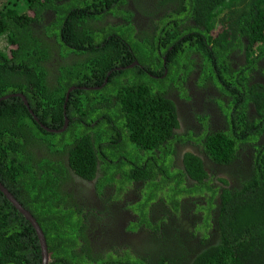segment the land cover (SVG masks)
Masks as SVG:
<instances>
[{
	"label": "trees",
	"instance_id": "obj_1",
	"mask_svg": "<svg viewBox=\"0 0 264 264\" xmlns=\"http://www.w3.org/2000/svg\"><path fill=\"white\" fill-rule=\"evenodd\" d=\"M131 6L128 0H0V41L6 43L5 49H0V99L11 94L24 95L39 121L57 131L48 132L34 122L20 98L0 101V181L38 222L47 245L48 264H145L130 254L101 255L93 250L86 219L91 215L48 209L60 192L67 191L74 176L90 180L99 172L103 176L96 188L106 184L116 191L123 188V182L114 177L120 171H124L122 178L128 181L149 179L144 187L146 194L141 191L136 208L143 207L148 195L146 201L156 202L157 191L166 199H172L177 191L199 192L197 186L188 189L182 171L171 172L170 164H161L157 169L149 166V177H145L146 169L143 171L140 166L144 159L141 153L145 151L155 159L153 147L170 137L176 127L173 104L161 99L168 86L159 79L164 69L156 63L159 60L162 64L158 51L169 56L165 79H171L173 72L169 67L182 55L204 52L203 39L212 45L219 70L228 62L227 53L237 50H245L250 67L257 68L256 62L264 60V0H153L152 6L147 0H132ZM133 9L154 19L147 27L133 22ZM159 15L165 20H159ZM109 17L121 23L108 24ZM169 18L180 23V33L173 35L170 32H177L176 29L161 28L160 22L164 24ZM134 61L146 66L151 76L137 66L114 70L126 68ZM105 79L107 85L100 90H82L100 87ZM246 82L244 77L242 90L251 97L245 98L240 107L239 124L243 128L239 132L251 131L250 125L243 123L248 102L257 103L256 109L264 116V87L249 89ZM70 87L75 89L68 93ZM106 92L116 97L115 110H109L111 116L116 118L119 108L129 125L122 118L115 121L130 138V151L125 155L134 164L129 168L123 167L120 160L109 163L104 152L94 150L95 144L90 140L89 126L99 119L103 123L110 119L99 109ZM67 94L69 99L65 102ZM235 103H239L238 98ZM104 106L113 107V102L106 101ZM65 118L66 130L58 133ZM232 140L230 135L211 136L205 141V153L218 163H227L238 143L233 144ZM137 147L141 149L132 157ZM62 150L67 151L66 162L61 161ZM257 152L252 168L234 177L233 189L222 190L216 245L198 255L194 264H264V150ZM169 157L170 151L166 152ZM185 158L196 160L188 155ZM196 168L200 174L193 171L190 177L200 182L195 176L204 173L201 167ZM37 170L42 173L34 185ZM171 177L173 182L168 181ZM205 190L212 189L206 186ZM36 191L39 200L35 198ZM177 205L178 200L169 206ZM140 212L144 213V209ZM0 264H41L34 229L1 192Z\"/></svg>",
	"mask_w": 264,
	"mask_h": 264
},
{
	"label": "flooded vegetation",
	"instance_id": "obj_2",
	"mask_svg": "<svg viewBox=\"0 0 264 264\" xmlns=\"http://www.w3.org/2000/svg\"><path fill=\"white\" fill-rule=\"evenodd\" d=\"M130 2L132 3V0H128V6H131ZM147 3L152 6L153 0H147ZM133 12L135 16L132 21L142 22L145 27L154 19L146 15L143 16L138 13L137 9L136 11L133 9ZM162 14L164 13L160 15ZM160 15L158 16L159 20H165V17H160ZM191 22L186 21L188 25L193 24ZM107 23L115 25L121 23V20L109 17ZM179 24L170 18L164 24L160 22L161 28L164 26L168 30L176 29L177 32H170L173 35L182 31ZM194 33L200 36L197 32ZM202 43L204 52L189 51L188 56L182 55L178 61L170 65L169 68L173 72L171 79H165L168 75L166 68L168 54L162 55L161 51L157 52L162 64L159 60H156V63L164 69V75L159 79L168 86L164 91L166 96L161 99L173 104L176 113V127L172 129L170 137L161 139L158 142L159 145L153 147L156 158L148 157L143 151L141 155L144 159L140 164L143 171L146 169L145 177H149L147 174L149 166L157 169L161 164L162 166L170 164L171 172L182 171L184 185L188 189L197 186L199 192L177 191L176 194L171 195L172 199H166L165 194L157 191L156 202L146 201L150 198L148 195L147 199L143 201V207L136 208L137 202L142 197L141 191L144 190V194H146L144 187L149 179L145 182L143 178L138 177L128 181L122 178L124 171H120L114 177L123 182L122 189L116 191L115 187H109L106 184L97 189L95 184L103 176L97 172L90 180L74 176L67 191L60 192L57 199L49 204V210L55 208L59 211L66 210L69 213L77 210L82 215H91L86 218L90 223L87 222L89 242L92 249L101 255L109 253L116 255L117 253L118 256H124L130 254L145 264H194L198 255L216 245L219 235L218 206L222 190L233 189L235 186L234 177L243 170L249 171L256 161L255 157L257 154L259 155L257 150H264V116H261L256 109L257 103H247L245 119H243V123L250 125L248 129L251 131L239 132V129L243 128V125L239 124V115H242L240 107L243 106L245 98L251 97L249 93L244 94L242 90L244 88L242 86L243 79L246 77V85L249 89L254 86L264 87V60L256 62L257 68L250 67L247 64L245 50H237L227 53L228 62L224 68L219 70V67L215 65L216 59L212 54V45L206 44V39H203ZM168 50L172 51V47L169 46ZM135 66L151 76L146 71L147 67L144 66L145 70L136 61L126 68L114 70L132 69ZM110 74V72L107 73V76ZM105 85H107L106 79L100 87H87L82 90L97 91ZM74 89L75 87H70L68 92L70 93ZM256 91L260 93L257 89ZM12 95L23 101L34 122L41 127L43 124L39 121L36 112L34 113L28 102L25 103L20 97V95L25 96L11 94L10 97ZM252 97L257 96L253 95ZM237 98L239 103L236 104ZM68 99L69 95L65 102ZM109 100L113 102V107L107 109L104 102ZM115 102L116 97L113 93L106 92L103 95V100L99 101L101 104L99 109L110 119L106 123L99 119L93 125L91 124L89 136L93 145L95 144L94 150L99 154L104 152V158L109 163L113 161L114 164H117L120 160L124 163L123 167L129 168L134 164L131 158L125 155L127 151H130V138L127 137L128 133L124 129L121 131V127L116 125L115 121L117 118L119 120L122 118L125 120V125H128V122L119 108L117 112L120 114L117 113L116 118L111 116L109 110H115ZM100 118L104 119L103 116ZM67 123L68 120L65 118V125L58 133L66 130ZM237 130L238 132H236ZM221 135H230L233 138V144L238 141L234 145L233 157L227 163H218L205 153V141L211 136ZM140 149L139 147L135 148L132 151V157L135 155L134 152H138ZM168 151H170V157L166 158ZM186 155L195 158L199 164L192 158L186 159ZM60 158L62 162H66V150H62ZM100 163L98 161V165ZM64 164L68 166V163ZM53 165L55 168H59L54 162ZM198 166L202 168V174L204 173L202 176H195L200 182L190 177V173L192 174L193 171L200 174L199 169L196 168ZM41 173V170H37L34 185L40 179ZM156 176L158 181L160 174L157 173ZM169 180L173 182V177L168 178ZM0 183L10 192L2 181ZM201 186L204 190L199 188ZM206 186L211 187L212 190H205ZM36 188L38 189V186ZM35 198L36 200L40 199L38 191H36ZM176 200H178L176 207L169 206L173 205ZM208 201L211 203L209 204ZM211 206H215V208ZM142 209H144V213L140 212ZM206 219L208 220L204 223Z\"/></svg>",
	"mask_w": 264,
	"mask_h": 264
},
{
	"label": "water",
	"instance_id": "obj_3",
	"mask_svg": "<svg viewBox=\"0 0 264 264\" xmlns=\"http://www.w3.org/2000/svg\"><path fill=\"white\" fill-rule=\"evenodd\" d=\"M69 93V92H68ZM14 95H12L13 97ZM17 96V95H16ZM9 96H5L3 98L0 99L1 100H6ZM20 97L24 100L25 103H27V100L25 99V97L21 96ZM68 97V94H67ZM41 127L48 131V132H52V133H56L57 131H52L49 128H46L45 126L41 125ZM0 192L3 194V196L13 205V207L25 218L26 221L29 222V224L32 226V228L34 229L36 236L38 238V242L40 245V249H41V264H48L49 262V254L47 251V245H46V241H45V237L44 234L38 224V222L36 221V219L32 216V214L27 211L26 209H24L22 207V205H20V203L14 198V196L2 185V183H0Z\"/></svg>",
	"mask_w": 264,
	"mask_h": 264
},
{
	"label": "rangeland",
	"instance_id": "obj_4",
	"mask_svg": "<svg viewBox=\"0 0 264 264\" xmlns=\"http://www.w3.org/2000/svg\"><path fill=\"white\" fill-rule=\"evenodd\" d=\"M20 9V8H19ZM25 11V9L23 8L22 9V12H24ZM5 47H6V43L2 40V41H0V49H5ZM174 76H175V73H174ZM176 77V76H175Z\"/></svg>",
	"mask_w": 264,
	"mask_h": 264
}]
</instances>
